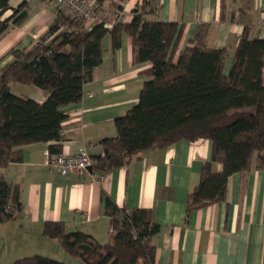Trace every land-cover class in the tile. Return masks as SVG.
<instances>
[{"label": "trees", "instance_id": "trees-1", "mask_svg": "<svg viewBox=\"0 0 264 264\" xmlns=\"http://www.w3.org/2000/svg\"><path fill=\"white\" fill-rule=\"evenodd\" d=\"M124 1L96 0L94 19L112 4L122 10ZM28 7V0L16 7L0 0V38L11 24L20 25L28 17ZM55 7L47 32L29 48H11L8 54L14 59L0 71V169L21 161L27 144L54 140L58 143L50 146V153L61 151L66 107L82 100L84 84L102 63L104 38L109 34L117 47L123 33L132 38L134 63L151 67L142 71L147 79L138 102L116 118L117 135L102 141L105 155L93 158V167L107 171L125 165L138 152L207 138L212 157L190 193L189 211L225 200L230 176L249 171L254 157L264 168V38H251L246 27L226 71L228 49L208 47V24H201L192 45L178 52L183 26L151 19L158 10L154 0L135 8L131 21L120 17L111 27L107 15L102 21H87ZM8 10L11 15L3 18ZM13 82L38 87L47 98L39 102L19 95L12 90ZM215 161L223 163L222 171L212 170ZM105 199L110 242L101 243L82 230L69 231L61 221H46L44 234L88 264H156L152 239L161 225L152 211L121 208L110 197ZM20 207L18 185L0 176V223L14 219ZM13 264L68 263L34 254Z\"/></svg>", "mask_w": 264, "mask_h": 264}, {"label": "crops", "instance_id": "crops-1", "mask_svg": "<svg viewBox=\"0 0 264 264\" xmlns=\"http://www.w3.org/2000/svg\"><path fill=\"white\" fill-rule=\"evenodd\" d=\"M28 1V17L20 25L11 24L0 38V71L14 59L8 54L11 48L32 46L55 17L53 0ZM154 1L158 10L151 19L183 26L178 52L192 45L190 40L201 24H208V47L228 49L226 71L246 27L251 38H264V26L259 25L264 0ZM10 2L16 7L21 0ZM143 2L125 0L121 20L131 21L133 10ZM112 5L105 15L98 14L99 19L108 16L109 27L116 20ZM11 13L8 10L3 18ZM103 43L102 63L84 84L82 100L66 107L69 117L63 122L65 139L59 153L86 149L95 160L104 156L102 141L117 135L116 118L139 100L147 79L142 71L151 64L134 63L132 38L125 33L117 47L109 34ZM30 95L39 102L47 98L38 87ZM56 143L27 144L21 161L0 169V176L18 185L21 203L14 219L0 223V264H13L29 252L68 264H88L59 240L46 236L44 223L61 221L69 231L82 230L101 243L110 242L113 232L106 196L121 208L152 211L161 225L152 239L156 264H264V168L258 167L256 157L249 171L230 176L225 200L189 211L190 193L201 181L203 164L212 157L211 140H180L166 148L138 152L120 167L105 171L91 166L83 174L67 175L50 164L47 152ZM212 170L222 171L223 163L212 162Z\"/></svg>", "mask_w": 264, "mask_h": 264}, {"label": "built area", "instance_id": "built-area-1", "mask_svg": "<svg viewBox=\"0 0 264 264\" xmlns=\"http://www.w3.org/2000/svg\"><path fill=\"white\" fill-rule=\"evenodd\" d=\"M53 2L56 6L66 8L84 20L90 21L95 17L96 0H53ZM112 12L117 20L122 15V10L114 5H112ZM97 21L102 20L98 19ZM107 25L110 24L107 23ZM259 25L264 26V17L260 19ZM47 154L51 157L50 164L52 167L63 175L70 173L83 174L93 164V157L86 149L80 150L76 154L59 153L53 155L49 151Z\"/></svg>", "mask_w": 264, "mask_h": 264}, {"label": "rangeland", "instance_id": "rangeland-1", "mask_svg": "<svg viewBox=\"0 0 264 264\" xmlns=\"http://www.w3.org/2000/svg\"><path fill=\"white\" fill-rule=\"evenodd\" d=\"M97 18L99 19L98 16H97ZM11 85H12L13 92H15L19 95H21V94L30 95L32 92V87H34L33 85L23 84L20 82H13V83H11ZM28 254H29L28 256H30V255H33L34 253L29 252ZM21 256L23 257L24 255H21ZM19 258H21V257H19Z\"/></svg>", "mask_w": 264, "mask_h": 264}, {"label": "water", "instance_id": "water-1", "mask_svg": "<svg viewBox=\"0 0 264 264\" xmlns=\"http://www.w3.org/2000/svg\"><path fill=\"white\" fill-rule=\"evenodd\" d=\"M92 168H91V166L89 167V170H91Z\"/></svg>", "mask_w": 264, "mask_h": 264}]
</instances>
